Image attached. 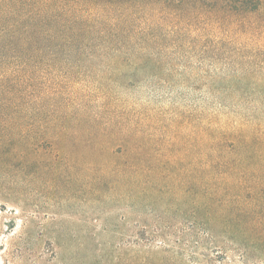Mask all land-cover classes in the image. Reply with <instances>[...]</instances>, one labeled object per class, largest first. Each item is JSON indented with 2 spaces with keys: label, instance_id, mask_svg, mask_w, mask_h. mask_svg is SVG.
<instances>
[{
  "label": "rangeland",
  "instance_id": "rangeland-1",
  "mask_svg": "<svg viewBox=\"0 0 264 264\" xmlns=\"http://www.w3.org/2000/svg\"><path fill=\"white\" fill-rule=\"evenodd\" d=\"M172 2L124 23L150 33L143 57L44 64L54 136L19 154L27 125L0 120V264H264L235 219L195 216L205 161L238 154L216 132L264 129V11ZM120 126L128 146L101 135Z\"/></svg>",
  "mask_w": 264,
  "mask_h": 264
},
{
  "label": "trees",
  "instance_id": "trees-1",
  "mask_svg": "<svg viewBox=\"0 0 264 264\" xmlns=\"http://www.w3.org/2000/svg\"><path fill=\"white\" fill-rule=\"evenodd\" d=\"M172 1L0 0V120L10 125H27L19 140H9L13 151L25 154L24 143L54 136L49 127L55 125L44 122L42 115L41 99L46 92L43 85H47L42 75L50 70L44 67L45 63L114 58L123 54L143 57L152 48L146 37L150 33L126 27L124 23L144 10L171 7ZM262 2L242 0L239 10L262 13ZM128 130L123 126L117 131L104 127L101 135L128 146L131 142ZM246 131L239 127L225 128L214 135L219 141L210 145L212 150H221L224 140L233 139L229 146L238 154L226 157L225 153H211L208 157L211 161H205L209 170L203 173V203L195 210V216L203 215L213 222L233 218L247 238H254V243L262 246L264 129ZM4 146L6 143L0 142V147ZM212 167L225 170L217 172Z\"/></svg>",
  "mask_w": 264,
  "mask_h": 264
}]
</instances>
